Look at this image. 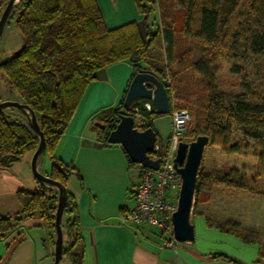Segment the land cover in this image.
<instances>
[{"label": "trees", "instance_id": "1", "mask_svg": "<svg viewBox=\"0 0 264 264\" xmlns=\"http://www.w3.org/2000/svg\"><path fill=\"white\" fill-rule=\"evenodd\" d=\"M197 1L136 0L140 12L145 15L142 25L132 22L115 29L107 28L97 0H21L15 6L19 12L11 16V19L14 18L24 43L18 53L0 64V71L18 92L21 101L32 107L37 114L46 137L44 154H49L51 162L49 176L64 185L73 175H77L82 181L80 173L73 166L59 160L54 151L85 90L95 80L100 69L126 60L135 70L132 79L141 69L154 71L167 87L172 109H176L174 95L186 100L189 97L186 94L197 89L196 84L202 85L205 91L200 101L205 99V104L215 103L218 106V99L214 97L219 71L216 56L207 55L198 63L188 64L184 56L177 52L178 35L202 39L212 48L219 46L222 41V22L228 21L245 1L253 18L250 26L240 31L238 36L246 40L252 53L264 52V0H206L202 4L198 21L194 15ZM7 2L8 0H0V16ZM155 4L159 5L164 22L160 28L153 30L148 19L151 7ZM175 5L185 12L184 24L180 30L167 21V12L173 10ZM157 49H164L166 52V64L150 59L151 52ZM142 61H148L149 66L143 67ZM124 99L117 108L108 110L101 118L102 121L108 120L109 130L105 135L107 142L120 115L125 113ZM233 112L238 124L251 130H264V104L242 96L236 101ZM112 118H115L113 122ZM212 141L225 152L234 153L238 150V145L232 144V132L227 125L221 124L213 131ZM38 144L39 137L27 122L13 117L7 110H0V169H10L26 153H33ZM130 164L137 165L131 160ZM200 176L201 170L199 179ZM219 182L228 187H242L227 177ZM68 192L64 215H70L65 224L70 243L64 248V257L72 264H84L77 206L73 194L69 190ZM201 193L200 183L197 181L195 203L201 201ZM18 198L23 206L22 211L0 216V239L6 238L18 228L25 218L34 215L41 216L54 226L58 191L40 184L35 189L20 188ZM218 227L223 232L242 237L246 242H257L255 233L246 234L238 222L227 220ZM214 258L243 264L225 254H216ZM259 258L264 260L262 250Z\"/></svg>", "mask_w": 264, "mask_h": 264}, {"label": "crops", "instance_id": "2", "mask_svg": "<svg viewBox=\"0 0 264 264\" xmlns=\"http://www.w3.org/2000/svg\"><path fill=\"white\" fill-rule=\"evenodd\" d=\"M97 4L108 29L132 22L142 25L145 20L136 0H97ZM134 72L133 65L126 60L97 71L54 151L59 160L73 166L82 177L81 181L73 175L66 185L76 178L77 183L69 191L77 206L84 264H214L222 259L214 255L224 253H215L195 241L183 243L177 250L163 247L162 239L149 237L141 225L123 218L134 204L133 192L140 165L132 166L123 146L107 142L95 122L122 103ZM41 168L39 163L42 172ZM24 171L26 165L18 171L12 166L0 169V216L22 211L18 190L24 187L21 182ZM49 172L50 166L46 165L42 173L49 175ZM37 185L36 180L32 186ZM202 217L206 241L220 237L251 244L237 235L236 238L230 233L226 236V232L211 226ZM69 218L70 215L63 216L65 245L69 242L65 227ZM55 239L52 223L39 215L27 217L6 238L0 239V264H55ZM258 254L260 256V249Z\"/></svg>", "mask_w": 264, "mask_h": 264}, {"label": "rangeland", "instance_id": "3", "mask_svg": "<svg viewBox=\"0 0 264 264\" xmlns=\"http://www.w3.org/2000/svg\"><path fill=\"white\" fill-rule=\"evenodd\" d=\"M205 1H197L194 12L197 21L200 20V10ZM151 8L148 23L153 30H156L162 26L164 20L158 4ZM180 8L175 5L173 10L167 12L168 23L178 30L182 28L185 20V12ZM18 12L17 8L13 9L3 31L0 40V64L23 47L22 35L16 27L14 18L11 19V16L17 15ZM252 15L248 3L242 2L228 21L222 22V41L214 48L208 46L202 39L178 35L177 52L184 56L188 64L198 63L207 55L216 56L219 71L216 76L214 97L218 99L219 105L205 104V99L200 101L205 91L202 85L196 84L197 89L190 90L189 94H186L189 96L188 99L182 100L174 95V107L188 109L192 115L188 131L184 136L185 141L195 140L200 134L210 136V143L205 149L200 167L201 176L200 179L198 178L202 192L201 201L194 202L191 214L196 233L194 241L199 245H205L215 253L227 254L243 264H264V260L258 256L259 249L264 252V130L246 128L238 124L233 116L234 105L242 96L255 103L264 104V52L252 53L246 40L238 36L240 31L250 26ZM150 59L166 64V52L164 49L153 50ZM141 64L143 67L149 66L148 61H142ZM168 80L170 81V78ZM4 100L21 101V97L0 71V101ZM6 110L13 117L28 123L22 111L16 108ZM221 124L231 129L232 144L238 145V150L234 153L225 152L221 146L212 141L213 131ZM108 130L109 127L103 134L106 135ZM32 156L33 153L28 152L12 165L14 171L23 169L26 165L21 182L27 189H35L40 184L31 169ZM39 163L42 165V172H45V166L49 167L51 163L49 154H43ZM226 177L234 183L238 182L242 187H228L219 182ZM34 180H37L38 184L35 188L32 186L33 182L35 184ZM76 183V178H72L69 185H66L67 189L69 190ZM54 189L57 192V188ZM202 215L207 219L208 224L216 227L224 225L227 220L238 222L246 234L255 233L257 242L246 245L234 239L220 237L206 241L205 221ZM141 227L144 234H148L149 237L157 241L162 239L158 229L148 224H143ZM225 235L229 236L228 233ZM231 235L232 238H236V235ZM69 243L67 242L65 247ZM62 264L72 263L64 257ZM214 264L234 263L226 259H218Z\"/></svg>", "mask_w": 264, "mask_h": 264}, {"label": "water", "instance_id": "4", "mask_svg": "<svg viewBox=\"0 0 264 264\" xmlns=\"http://www.w3.org/2000/svg\"><path fill=\"white\" fill-rule=\"evenodd\" d=\"M21 0H8L0 16V40L11 12ZM20 51V50H19ZM18 51V52H19ZM16 52V53H18ZM138 99H149L155 106V118L152 126L141 130L135 127L134 117L130 114L133 103ZM16 108L22 111L31 129L38 135L39 144L33 152L31 169L35 178L41 185L57 188L58 205L55 214V264H62L64 257V231L63 216L69 192L67 186L49 175L43 174L39 169V160L46 151V137L41 129L35 110L27 103L17 100L0 101V110ZM171 100L167 87L154 71L141 69L132 79L124 99V112L113 129L108 141L112 144H121L134 163L152 169H159L160 159L152 158L150 152L154 149L158 137L168 144L172 130ZM115 118L111 119L113 122ZM95 125L106 129L108 120H98ZM210 143L208 134H200L195 140L181 141L175 158V167L183 178L178 198V209L173 214L174 234L178 242H192L195 240V225L191 220L195 202L196 186L205 149Z\"/></svg>", "mask_w": 264, "mask_h": 264}, {"label": "built area", "instance_id": "5", "mask_svg": "<svg viewBox=\"0 0 264 264\" xmlns=\"http://www.w3.org/2000/svg\"><path fill=\"white\" fill-rule=\"evenodd\" d=\"M155 106L149 99H138L133 103L130 114L135 127L144 130L152 126ZM150 113L151 115H147ZM172 130L166 145L158 137L150 156L160 159L159 169L142 166L138 168V180L134 188V204L127 210L124 220L134 224H148L160 231L162 245L177 250L174 234L173 214L178 209V198L183 178L175 167L179 144L184 140L192 115L188 109H171Z\"/></svg>", "mask_w": 264, "mask_h": 264}]
</instances>
